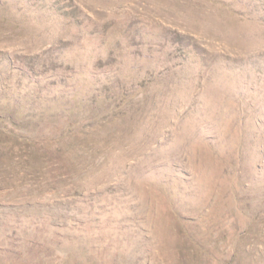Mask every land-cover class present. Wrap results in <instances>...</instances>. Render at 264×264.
<instances>
[{"label":"rangeland","instance_id":"obj_1","mask_svg":"<svg viewBox=\"0 0 264 264\" xmlns=\"http://www.w3.org/2000/svg\"><path fill=\"white\" fill-rule=\"evenodd\" d=\"M0 264H264V0H0Z\"/></svg>","mask_w":264,"mask_h":264}]
</instances>
